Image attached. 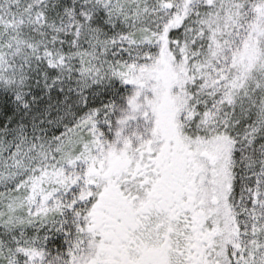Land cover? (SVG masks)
<instances>
[{"label":"snow or ice","instance_id":"6c2138e0","mask_svg":"<svg viewBox=\"0 0 264 264\" xmlns=\"http://www.w3.org/2000/svg\"><path fill=\"white\" fill-rule=\"evenodd\" d=\"M0 264H264V0H0Z\"/></svg>","mask_w":264,"mask_h":264}]
</instances>
